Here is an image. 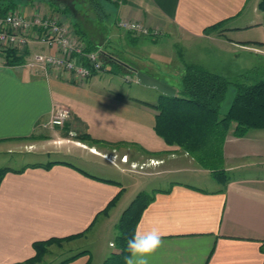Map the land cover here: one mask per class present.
<instances>
[{
	"label": "crops",
	"instance_id": "obj_1",
	"mask_svg": "<svg viewBox=\"0 0 264 264\" xmlns=\"http://www.w3.org/2000/svg\"><path fill=\"white\" fill-rule=\"evenodd\" d=\"M111 1L116 7V24L121 20L137 21L151 32L158 31V37L167 35L198 47L212 41L230 55L239 50L259 60L252 61L247 70L234 68L224 57H203L201 62L169 57L171 61L158 68H145L128 60L138 71L175 88L177 94L187 64L229 79L264 67L263 0ZM31 7L52 14L43 3ZM221 23L218 29L206 32ZM120 34L127 36L126 31ZM147 37L139 36L138 40ZM228 58L233 62L234 57ZM126 72L136 75L133 70ZM160 76L174 81L167 83ZM127 80L136 83L138 95L117 87L111 83L112 77L103 73L79 84L70 77L44 74L23 65L0 67V154L47 159L20 168L0 167L16 172H8L0 183V264L33 258V246L38 242L83 233L97 240L107 229L112 238L118 234L111 222L114 218L120 221L133 202L120 214L128 185L64 160H84L73 149L107 162L105 156L117 153L118 157L129 158L136 149L149 159L161 160L166 167L152 177L191 172L184 156L175 157L180 149L168 146L155 131L159 112L150 105L158 104L163 94L131 77ZM104 81L115 86L97 87ZM59 109L69 111L70 119L64 127H52L49 123ZM84 134L102 143L77 139ZM53 156L63 159L53 160ZM224 158L229 177L226 188L213 179L210 171L201 168L199 171L208 174L205 181L216 184L213 189L171 180L168 186L151 193L155 197L136 227H157L164 233L163 246L151 257L150 264H264V130H251L245 138L229 135ZM52 162L57 164L47 169ZM120 163L124 165L122 175L133 172L125 167L128 163ZM132 163L141 162L135 159ZM115 200V206L109 209ZM114 245L110 243L109 248L115 249ZM91 249H85L86 254L69 264H103L118 252L117 248L112 252Z\"/></svg>",
	"mask_w": 264,
	"mask_h": 264
},
{
	"label": "trees",
	"instance_id": "obj_2",
	"mask_svg": "<svg viewBox=\"0 0 264 264\" xmlns=\"http://www.w3.org/2000/svg\"><path fill=\"white\" fill-rule=\"evenodd\" d=\"M38 2L45 4L52 16H66L76 35L85 43V52L99 53L105 67L110 65L113 71L116 68L138 71L127 61H123L121 55L114 49L113 44L117 46L120 44L118 40H113V33L118 26L116 22L111 26L107 12V7H112L111 0H0V17L25 5H34ZM261 8L264 9V0ZM89 12L95 17L91 18ZM98 25L100 28H97ZM220 26L222 23L207 29L206 32L210 33ZM95 27L96 32L101 34V41L95 38L94 31H90ZM126 38L134 44L138 42V37L129 32ZM15 56H9V66L23 65L24 58ZM180 87V92L175 97L162 95L158 104L150 105L159 112L155 131L168 146H177L188 153L201 168L210 171L218 184L226 188L229 183L224 168L226 138L229 135L245 138L251 130H264V67H257L233 81L200 66L187 64L180 79ZM231 87L236 89V94L227 113L223 114L222 105ZM77 139L96 145L102 143L88 134L79 135ZM55 164L57 163H50L47 169ZM8 172L15 171L8 168L0 169V183ZM154 197L147 192H141L125 210L116 225L118 235L115 245L118 252L113 253L103 264H124V257L127 255L126 240L136 231L143 212ZM116 201L110 204L109 209L115 206ZM84 234L86 233L35 243L33 246L35 256L15 264H45L44 258L50 246L74 241ZM84 254L86 253L74 255L59 264H69Z\"/></svg>",
	"mask_w": 264,
	"mask_h": 264
},
{
	"label": "rangeland",
	"instance_id": "obj_3",
	"mask_svg": "<svg viewBox=\"0 0 264 264\" xmlns=\"http://www.w3.org/2000/svg\"><path fill=\"white\" fill-rule=\"evenodd\" d=\"M109 5V4H108ZM27 9H25L26 14H32L34 12L33 7L31 5H25ZM24 8V7H23ZM107 12L109 14L110 20H111V26L116 22L117 19V12L115 11V8L108 6ZM42 14H45L44 11ZM48 15V14H47ZM51 15V14H49ZM91 18H94V14L92 12H89L88 14ZM61 17V16H60ZM65 21H69L66 20ZM70 23V21H69ZM71 24V23H70ZM90 28H92L91 25H89ZM100 28V25L97 26V28ZM90 31H94L96 33V37L98 40L101 39V34L96 32L95 29H91ZM125 31L120 30L119 28H116L113 33V39L118 40L120 45H114V49L118 51V53L121 55V59L123 61L128 62L130 60L131 63L136 62L138 65L142 67H153L158 68V66L163 67V65H166L167 62H170L171 59L169 57H178L179 61H183V59L188 58L190 61L194 62H201L203 57H206L208 59H212L213 57H224V59L229 63V65L233 64L234 68H239L240 70H247L250 69V66L253 62L259 61L258 59L255 61L253 60L252 56L247 53L238 52L231 53L226 49L217 48L218 45L215 42L212 41H206L205 44L201 46L197 45H184L181 41V39H177L175 37H168L167 35L164 36H148L147 38H140L137 43L130 42L126 36H122L120 33H124ZM92 33V32H91ZM225 50V51H224ZM230 53V54H229ZM228 57H234V60L232 62L231 59ZM251 57V58H248ZM181 61V62H182ZM189 62V61H186ZM238 63V64H237ZM258 63V62H257ZM131 66H133L131 64ZM134 67V66H133ZM231 68V67H230ZM104 76H107V78L112 77L113 82L117 87L121 86L122 88H126L131 94L138 95V90L136 89L135 85L136 83L129 84V77L132 78V81H138L136 78V75H130V73L121 70V69H114L112 70V66L107 65L103 72ZM133 76V77H132ZM162 77V76H160ZM159 77V78H160ZM161 80L172 83V81L169 77H162ZM231 80H235L234 78H230ZM117 81V82H116ZM114 84H110L107 81L104 82H98L97 87L103 88V87H114ZM168 85V84H167ZM140 87V86H139ZM142 93V91H139ZM236 89L234 87L230 88V91L228 92L226 101L222 105V113H225L228 111V109L231 106V103L235 97ZM141 96H146L143 93ZM147 98V96H146ZM225 109H227L225 111ZM88 143V141H87ZM179 148V147H178ZM131 156L128 157H118L116 155L117 153H114L111 156H105L106 160L110 161L107 162L103 160L102 158H98L95 156H92L89 154V152H85L82 150L73 149V152L79 156H81L84 160H75L71 158H65L64 160H68L70 162H73L77 166H80L83 169H87L90 172H95L97 174H102L103 176H107L109 178H113L115 180H118L119 182H122L123 184L128 185L127 188V194L126 198L124 199V202L122 203V210L120 211V214L130 205V203L135 199V197L140 192H148V194H151L155 189L157 188H163L168 186L167 182H170L171 180H177L180 182H187L192 185L200 186L204 189H213L215 187V183L208 184L205 181V178L207 177L205 172H201V167L199 164L195 161L193 157H191L188 153H185L184 151L180 150L178 153H176V156H184L185 161L187 162L186 167H189L191 172L185 173L184 175L178 174L174 177H168L166 176H160V177H152L153 173H158L162 170V168H166L163 166V162L161 160L157 159H149L144 154L139 153L136 149L132 150ZM174 157V158H175ZM179 158V157H178ZM177 158V159H178ZM53 160H59L63 159L61 157L53 156ZM137 160L139 163H132L133 160ZM176 159V158H175ZM180 159V158H179ZM47 159L43 156H24L20 157L15 154H7L6 152H2L0 154V167L4 166H11L13 168H20L26 163H32V162H45ZM124 160H127L125 167H130V169L133 171L131 173H126L125 175H122L121 168L124 167L120 162L123 163ZM98 163V164H97ZM100 164V165H99ZM133 167V168H132ZM157 167V168H156ZM225 167V164H224ZM201 170V171H199ZM202 174L203 177H199L198 175ZM204 178V179H203ZM207 179V178H206ZM209 182V180H207ZM137 184V185H136ZM153 194V193H152ZM121 216V215H120ZM120 218V217H119ZM119 219L117 221L115 218L111 222L112 229L113 227L116 228V224H118ZM115 225V226H114ZM111 232L109 229L106 230L103 234H101L97 240L93 239L92 235L88 236H81L78 237L74 241H67L63 242L60 245H52L48 248L47 254L45 255V264H59L61 261L67 260L73 255L79 254L78 252L82 251V253L85 249H91L97 247V250L100 248L107 250L108 252H112L116 249V239H117V233H114V238L111 237ZM94 240H96L94 242ZM110 243H113L115 246V249L109 248ZM90 245V246H89ZM89 246V247H88ZM92 250V249H91Z\"/></svg>",
	"mask_w": 264,
	"mask_h": 264
},
{
	"label": "built area",
	"instance_id": "obj_4",
	"mask_svg": "<svg viewBox=\"0 0 264 264\" xmlns=\"http://www.w3.org/2000/svg\"><path fill=\"white\" fill-rule=\"evenodd\" d=\"M117 26L137 37L159 34L137 21L121 20ZM85 48L68 21L60 16L42 14L39 8L28 15L21 7L0 17V67L9 66V56L16 55L23 57V66L32 70L70 77L83 84L105 69L99 53L87 54ZM69 119V111L59 109L49 124L64 127Z\"/></svg>",
	"mask_w": 264,
	"mask_h": 264
},
{
	"label": "clouds",
	"instance_id": "obj_5",
	"mask_svg": "<svg viewBox=\"0 0 264 264\" xmlns=\"http://www.w3.org/2000/svg\"><path fill=\"white\" fill-rule=\"evenodd\" d=\"M163 235L157 227L137 228L126 240L124 264H150L151 257L163 246Z\"/></svg>",
	"mask_w": 264,
	"mask_h": 264
},
{
	"label": "water",
	"instance_id": "obj_6",
	"mask_svg": "<svg viewBox=\"0 0 264 264\" xmlns=\"http://www.w3.org/2000/svg\"><path fill=\"white\" fill-rule=\"evenodd\" d=\"M137 80L141 83V85L145 87L156 88L163 95L168 97H175L177 95V90L166 83L153 78L141 71L135 72Z\"/></svg>",
	"mask_w": 264,
	"mask_h": 264
}]
</instances>
